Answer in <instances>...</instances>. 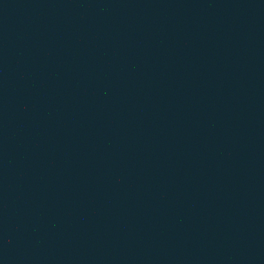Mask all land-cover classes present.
<instances>
[{"label":"water","instance_id":"95a60500","mask_svg":"<svg viewBox=\"0 0 264 264\" xmlns=\"http://www.w3.org/2000/svg\"><path fill=\"white\" fill-rule=\"evenodd\" d=\"M0 264H264V0H0Z\"/></svg>","mask_w":264,"mask_h":264}]
</instances>
